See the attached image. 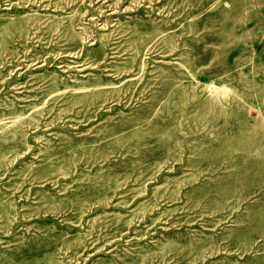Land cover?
Segmentation results:
<instances>
[{
  "label": "rangeland",
  "instance_id": "rangeland-1",
  "mask_svg": "<svg viewBox=\"0 0 264 264\" xmlns=\"http://www.w3.org/2000/svg\"><path fill=\"white\" fill-rule=\"evenodd\" d=\"M0 264H264V0H0Z\"/></svg>",
  "mask_w": 264,
  "mask_h": 264
}]
</instances>
